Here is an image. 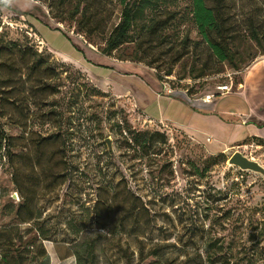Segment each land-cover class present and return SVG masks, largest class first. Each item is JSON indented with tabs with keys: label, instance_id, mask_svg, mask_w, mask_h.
<instances>
[{
	"label": "rangeland",
	"instance_id": "rangeland-1",
	"mask_svg": "<svg viewBox=\"0 0 264 264\" xmlns=\"http://www.w3.org/2000/svg\"><path fill=\"white\" fill-rule=\"evenodd\" d=\"M15 2L0 11V43L14 47L3 50L0 61L15 52L16 65L13 71L0 66V126L16 145L10 160L0 151V228L19 222L16 175L32 200V224L52 234L43 242L48 257L29 264H76L85 243L94 246L95 264H201L194 254L203 255L206 238L217 245L214 264H264V176L228 163L240 151L264 166V138L233 140L235 130L197 111L189 127L152 117L165 108L164 85L177 97L169 100L174 111L185 105L178 98L205 103L230 81L236 93L245 76L261 70L264 49L249 39L246 24L253 19L264 31V0L221 2L230 29L240 34L233 48L246 60L236 71L201 40L191 0L163 4L153 14L165 23L161 35L137 33L110 56L102 49L120 20V0ZM19 47L43 62L32 69V55ZM200 65L208 76L190 78ZM168 69L172 76L160 80ZM150 92L159 99L157 109H145ZM250 92L247 107L264 108V95ZM138 133L149 139L148 148L135 140ZM120 221L124 227L115 230ZM219 251L228 258H218Z\"/></svg>",
	"mask_w": 264,
	"mask_h": 264
},
{
	"label": "trees",
	"instance_id": "trees-1",
	"mask_svg": "<svg viewBox=\"0 0 264 264\" xmlns=\"http://www.w3.org/2000/svg\"><path fill=\"white\" fill-rule=\"evenodd\" d=\"M171 1L173 0H120L122 4L120 20L111 30L105 42V46L102 49V53L106 56H110L123 44L134 41V36L137 33L140 34L141 32H145L146 34H153L157 36L161 35V29L165 27V23H159L161 21H158L153 14L159 10L163 4H167ZM221 2L222 0H216V3L210 6L205 0H191V18L197 27L201 40L208 46L216 59L220 63H228L231 67V70L236 71L241 68L242 64H244L246 60L244 55L239 53L236 47L233 48L234 41L240 38V34L230 29V25L227 23ZM246 31L248 32L249 39L259 46V48L264 49V31L260 29L259 24L253 19L248 21L246 24ZM63 36L69 40V38L64 33ZM242 40L243 38L241 41ZM13 48V43H0V53L3 50L12 51ZM18 51L21 52L23 56L27 54L32 55L33 60L30 64L32 69H36L37 65L43 62L42 59H35L36 57L40 58L37 53H28L29 50L27 47H19ZM13 53L15 52H11L5 61H0L1 67L9 71L15 70L16 65L13 58ZM136 60L139 62H144L143 57H138ZM85 61L88 62L89 60H86L85 57ZM88 64L92 63L89 61ZM94 67L96 68V66ZM46 69L56 72V69L53 67H46ZM205 72L206 66L200 65L198 72L194 75V77H189L194 80L199 79L201 81L203 78L208 76V74ZM220 72L222 71H215V73L212 74H220ZM165 76H172L170 69H168L164 74H161L160 80H163ZM5 80L8 84L9 80H11V76L5 77ZM238 84H240V82ZM10 90L11 89H8L7 91ZM213 93L215 95L220 94L219 91H214ZM6 101L7 103L12 102L10 98H7ZM1 116L4 117V115ZM14 139V137L8 136V134L0 126V151L3 150L4 155H6L9 160L12 155H16L12 152V148L16 146ZM135 140L142 147H145V143L147 148L150 146L148 144L149 139H147V137L143 138V135L140 133L135 135ZM11 163H13V161H11ZM13 182L15 183L17 192L23 199V202H21L16 209V215L19 219L18 224L0 228V263H38L40 260L46 259L48 257V253L43 242L45 240H51L52 234L48 232L46 227L40 226L38 224H32V221L35 220L36 216L32 207L30 195L19 188L16 175L13 179ZM22 212L27 213V216L23 217ZM22 224H31V227L23 230L20 227ZM121 227H124V223L122 221L113 225V228L115 230L118 229V231L122 230ZM98 228L102 230L107 229L108 232L113 233V230L106 225L100 224ZM75 244H78V242H75ZM216 246L217 245L215 241H213L211 238H206L202 247L203 255L195 253L194 258L198 260L200 259L199 261L201 264H214L216 261L213 260V250H215ZM84 247L85 249L83 253H75L77 260L76 264H95L93 244L85 243ZM85 252L86 255L83 256ZM221 252L222 251L216 253L218 258H220L222 254L228 258L227 253ZM152 255H158L157 248L154 249ZM189 258L190 256L187 257V259ZM227 262H229V259H227ZM149 264H156V262ZM183 264H188V262Z\"/></svg>",
	"mask_w": 264,
	"mask_h": 264
},
{
	"label": "crops",
	"instance_id": "crops-1",
	"mask_svg": "<svg viewBox=\"0 0 264 264\" xmlns=\"http://www.w3.org/2000/svg\"><path fill=\"white\" fill-rule=\"evenodd\" d=\"M258 63H260L259 67L261 70L255 68L253 73L245 76L243 82L239 84L240 88L238 92L228 93L223 95V98L215 97L212 101H204L205 103L198 104L186 102L184 97L178 98L183 100L182 102H184L185 105L182 104L183 106L181 109L175 107L176 109L174 111L169 110V103L171 100L174 101L177 97L163 93L164 95L160 96L159 99L164 97L165 99L167 98V101H170L168 103L167 101L165 102V108L160 105L158 112H154V116L152 117L160 121H169L177 126L189 127L188 123H190L192 116L196 115L195 111H197L201 117H204L202 114H205V117H209L214 123H217L219 128H232V130H235V137L233 140L240 138V134H242V136L245 134L264 138V108L260 107L257 109L255 107H247L249 104L248 92H250L251 89L257 92L258 97L264 95V60H260ZM158 84L160 85L158 91L161 92V83ZM156 91L157 89L154 92ZM150 96L152 100L145 105V109L150 110V106H155V109H157V107H159V99L154 97V94L151 92ZM150 113L152 112H149V115ZM179 122L181 124H179ZM190 128L197 133V128Z\"/></svg>",
	"mask_w": 264,
	"mask_h": 264
},
{
	"label": "water",
	"instance_id": "water-1",
	"mask_svg": "<svg viewBox=\"0 0 264 264\" xmlns=\"http://www.w3.org/2000/svg\"><path fill=\"white\" fill-rule=\"evenodd\" d=\"M106 142L109 145V149H111L110 142L107 139ZM229 165L236 166L244 171H252L254 173H258L264 176V166H262L259 162L254 161L247 156L243 155L240 151L234 152L228 160Z\"/></svg>",
	"mask_w": 264,
	"mask_h": 264
},
{
	"label": "built area",
	"instance_id": "built-area-1",
	"mask_svg": "<svg viewBox=\"0 0 264 264\" xmlns=\"http://www.w3.org/2000/svg\"><path fill=\"white\" fill-rule=\"evenodd\" d=\"M166 78L168 79L169 76H166ZM164 90H165V92H164L165 94H167V95H171L172 94V89L170 87L166 86V85H164ZM232 90H233V81H230L229 83L220 85L218 87V91L222 95L228 94ZM215 96L216 95L214 93L208 94V95L205 96L204 101L208 102V101H210V99L212 97H215Z\"/></svg>",
	"mask_w": 264,
	"mask_h": 264
},
{
	"label": "clouds",
	"instance_id": "clouds-1",
	"mask_svg": "<svg viewBox=\"0 0 264 264\" xmlns=\"http://www.w3.org/2000/svg\"><path fill=\"white\" fill-rule=\"evenodd\" d=\"M16 3H14V0H0V11L8 10Z\"/></svg>",
	"mask_w": 264,
	"mask_h": 264
}]
</instances>
